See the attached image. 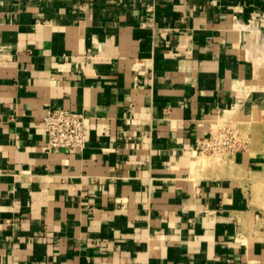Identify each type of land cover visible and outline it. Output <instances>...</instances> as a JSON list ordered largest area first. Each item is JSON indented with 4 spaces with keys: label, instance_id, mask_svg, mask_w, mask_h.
I'll return each mask as SVG.
<instances>
[{
    "label": "crops",
    "instance_id": "0c3cea01",
    "mask_svg": "<svg viewBox=\"0 0 264 264\" xmlns=\"http://www.w3.org/2000/svg\"><path fill=\"white\" fill-rule=\"evenodd\" d=\"M225 112L264 114V0H0V264H264L262 159L198 163Z\"/></svg>",
    "mask_w": 264,
    "mask_h": 264
},
{
    "label": "rangeland",
    "instance_id": "374dc122",
    "mask_svg": "<svg viewBox=\"0 0 264 264\" xmlns=\"http://www.w3.org/2000/svg\"><path fill=\"white\" fill-rule=\"evenodd\" d=\"M239 118L237 115H231L230 112L216 114L212 119L213 134H218V140L223 139L225 136H231L230 141L223 144L216 149H205L197 152L198 163L204 164L205 158H209V165L217 166L219 164L228 163V168L231 171H238L241 169L233 163L232 154L238 148L251 143L253 153H258L262 159L258 167L254 166L247 169L246 172H255L251 177V187L264 199V114L260 119L255 118ZM228 130L225 133V130ZM206 163V162H205Z\"/></svg>",
    "mask_w": 264,
    "mask_h": 264
},
{
    "label": "built area",
    "instance_id": "2783aa9c",
    "mask_svg": "<svg viewBox=\"0 0 264 264\" xmlns=\"http://www.w3.org/2000/svg\"><path fill=\"white\" fill-rule=\"evenodd\" d=\"M87 114L67 108H46L41 114L40 122L47 140V146L54 150L81 151L86 144ZM227 133V129L225 130ZM229 132V131H228ZM218 134L210 132L209 136L197 143V150L216 149L230 141L231 136L218 140Z\"/></svg>",
    "mask_w": 264,
    "mask_h": 264
}]
</instances>
